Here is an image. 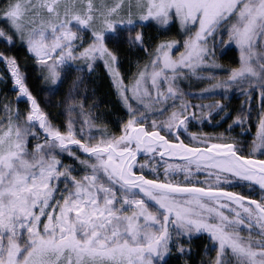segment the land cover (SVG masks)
Segmentation results:
<instances>
[{
    "label": "snow or ice",
    "instance_id": "1",
    "mask_svg": "<svg viewBox=\"0 0 264 264\" xmlns=\"http://www.w3.org/2000/svg\"><path fill=\"white\" fill-rule=\"evenodd\" d=\"M0 41V264H264V0H3Z\"/></svg>",
    "mask_w": 264,
    "mask_h": 264
},
{
    "label": "trees",
    "instance_id": "2",
    "mask_svg": "<svg viewBox=\"0 0 264 264\" xmlns=\"http://www.w3.org/2000/svg\"><path fill=\"white\" fill-rule=\"evenodd\" d=\"M3 3V0H0V4ZM13 53L14 55H16L19 60L20 63L22 65V70H24V67H27V69L29 70V84L33 85L34 90L38 89L40 86V82L36 81L34 78L37 75V72L31 71L32 67H33V62L31 59H29L28 57H26L25 55V50L23 47H21L18 43L16 45H13ZM5 48H7V45L4 44L2 41H0V50H4ZM238 57V54L235 52H232L231 50L229 51V57L226 59H221L218 62L223 64L225 67L231 66L232 64V59ZM0 69L2 70V75L3 73L6 71V68L3 64H0ZM123 71H130L128 63L125 62V67L123 69ZM90 80V83L87 84L88 89L91 90H95L96 91V97L101 101V107H104V103L107 101H114L115 100V96L112 95L113 90L110 87L109 81L108 79L105 77L104 75V71L101 68L97 69L95 73L92 74L91 77L88 78ZM201 87H203L204 85H200ZM66 87V84H65ZM64 86L62 87L61 91H63L64 89H66ZM12 85L10 82H0V98L3 97H7L8 99H14V93L11 91ZM46 92L43 93H39V95L41 96V98H45ZM236 94L233 93V103H238V101L235 99ZM55 99H59V95L55 98ZM53 113H55L57 110L55 108L52 109ZM255 116V114H254ZM195 129H193L194 131ZM205 131H211V129H204ZM252 131H255V128H252Z\"/></svg>",
    "mask_w": 264,
    "mask_h": 264
},
{
    "label": "rangeland",
    "instance_id": "3",
    "mask_svg": "<svg viewBox=\"0 0 264 264\" xmlns=\"http://www.w3.org/2000/svg\"><path fill=\"white\" fill-rule=\"evenodd\" d=\"M238 54V53H237ZM0 75H2V70L0 69ZM71 79H73V77H69L68 80H66L65 84H66V87L64 85L65 88H67L69 86V82L71 81ZM204 86H207V85H204ZM83 87V86H82ZM45 95L47 96V93H45ZM216 98H219V97H216ZM195 102V101H193ZM205 102H208L207 100Z\"/></svg>",
    "mask_w": 264,
    "mask_h": 264
}]
</instances>
